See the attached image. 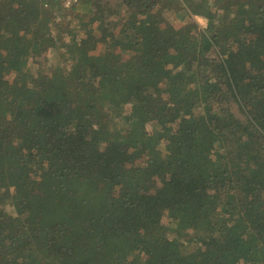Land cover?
Here are the masks:
<instances>
[{
	"label": "trees",
	"instance_id": "16d2710c",
	"mask_svg": "<svg viewBox=\"0 0 264 264\" xmlns=\"http://www.w3.org/2000/svg\"><path fill=\"white\" fill-rule=\"evenodd\" d=\"M44 1L0 0V179L34 177L0 185L24 220L0 221V264H264V0H79L56 38ZM172 4L207 25L190 15L170 36Z\"/></svg>",
	"mask_w": 264,
	"mask_h": 264
},
{
	"label": "rangeland",
	"instance_id": "374dc122",
	"mask_svg": "<svg viewBox=\"0 0 264 264\" xmlns=\"http://www.w3.org/2000/svg\"><path fill=\"white\" fill-rule=\"evenodd\" d=\"M54 1L55 0H49L48 1L49 2V6H47V8H48V10H47V17H48V20L50 21L48 23L50 25H53L55 27V24L56 23L65 22L66 21L67 18L65 16V13H63L62 15H61V13H62L63 10H67V9L64 6L62 7V3L61 2L56 3ZM177 1L180 2V3L182 2V0H177ZM213 1L214 0H211V2H213ZM115 2H116V0L115 1L114 0L112 1V3H115ZM0 7H1V5H0ZM168 8H169L168 6H165V11H164V15H163L162 19H163V21L165 23H167L168 25L171 26L170 36H172L173 33L175 32V30H177L183 23H185L186 21H188L190 19V15H192L193 16L192 18L196 19L200 23L201 26L205 27L207 25V19L205 17L200 16L199 14H192V13H190V9H187V6L186 5L175 6V5L172 4L170 6V9L169 10H168ZM56 16H58V18ZM93 20L95 21V18ZM55 21H56V23H54ZM61 32H63V28L62 27H55V33H52V36H54V38H56L57 36L59 37V35H60L59 33H61ZM101 49H102V46H101V42L99 41L92 48V51H94L95 53H99L101 51ZM114 51H115V53H117V56H113L112 57V62L113 63H116V62H118L121 59V53L123 52V50L121 48H119V46H118V47H115ZM46 57H48V58L50 57L49 60H47ZM58 59H59V53H52V51H49L48 54H46V56L43 55L41 57V60L43 61V63H45V65H48V66H50V63H56L58 61ZM34 61H36V59ZM254 68H255V66H253V65H247V66H245L243 68V71L246 72L248 74V76L249 77H252V79H253V78H255L254 77V73L256 71L255 70L254 73H252V70ZM5 78L8 81H10V82H15L16 81L15 78H10L9 75H5ZM66 81H67V83H68L69 86H71L72 88H74V87H76L79 84L80 76L68 74L66 76ZM124 110L126 111V115H129L128 116V118H129L130 117V114H132V113H134L136 111V108L135 107H132L130 105H126V107L124 108ZM180 121L181 120H178V117L176 115L171 119V122H172L173 126L175 127V131L177 130L178 126L179 127H182V125L179 124ZM153 128H155V127H153V125H152L151 122H148V124H146V130L148 132L154 131ZM107 131H109L110 133L116 132V130L114 128H109V126H107L106 128H101L100 129L98 125L95 126L91 130V132H93V134L96 135V136H98V137H103V135L106 136ZM122 138H124V136ZM129 140H130V134L128 135V138H127V141H129ZM13 143L15 145H17V143L14 142L12 139H9L8 142H7V144H9L11 146H13ZM13 147H16V146H13ZM0 149H4V146L0 147ZM142 151H143L142 149H138L137 151L134 149L132 151L134 154L138 155L137 162H139V163L144 158V155H142V156L140 155V154H143ZM0 153H2V152H0ZM11 154H12V151H10L9 148L3 150V154L0 156V164L2 165L1 166V169L3 168V165L6 162V157H8V155H11ZM80 168H84V167H80ZM1 169H0V171H1ZM78 170L79 169H77L75 171H78ZM72 171L75 172L74 170H72ZM21 177L24 179L23 176H19V174H17L16 172H11L6 177L0 179V185H6L7 186L8 183L9 184L12 183L14 185H19L23 181V180L20 181V178ZM76 179L77 178H75L74 176H69V178H66V179L61 180L62 187H64V188L66 186L71 187L72 188V192L75 194V189H74V186H72V185H73L74 181L76 183V181H77ZM24 180H26L28 183L31 184L34 181V177L33 176H28V178H26ZM156 182H157V184L159 186H161L160 185L161 182L159 181V177H157ZM143 185H145V184H143ZM14 188H15V186L14 187H11V189H14ZM7 190H8V188L7 189H4V188L1 189L0 188V205L3 206V211H2V214L0 216V221L9 219V222L10 223H9L8 226H10V224L14 223L16 226L24 227V220L21 217H18V214L15 211H13V209H12V206H13L12 205V202L5 200L7 198L6 197L7 196ZM45 191L46 190H43V193H42V191L39 192V189L38 190L37 189L31 190L30 191V198H29L30 200L29 201H31L32 200L31 198H33V197H34L33 199L40 200V197H37V194L38 195H41L42 194V196H43L45 194ZM100 191L103 193L102 189ZM114 191H116V190H114ZM10 192L13 193L12 191H10ZM205 192L206 191L204 190L203 191V194H205ZM118 193H119V191L116 192V194H118ZM46 195H48V193H46ZM50 196H51V193L49 194V197ZM20 201H21L20 204H16V207L17 208H19V207H21L23 205L22 200H20ZM94 205H96L97 207H99L101 209L104 208L103 203L100 200L95 201ZM29 207L35 208L36 207V204L30 205ZM38 209H43V207L42 206H39ZM38 209H37V213H38V219H39V226H44L45 227L46 225H45L44 221H47V218L49 220V217L51 216L52 213H49L48 211H45V212H43L41 214L40 210H38ZM165 221H166V217H164L162 219V222L165 223ZM164 227L167 229V231H169L168 225H166ZM18 236H19L18 237V239H19L18 244H24V242L26 241L27 237L23 236V233H20ZM1 240L6 241L5 236L2 237ZM129 240H130L129 238H126L124 241H121L122 243L116 245L117 243H119V242H117L116 244H114L115 245V249L116 248H120L121 249L123 247H126L127 246L126 243L129 242ZM13 242L14 243H17L15 240H13ZM34 242H35L36 246H35V248L33 247V249H36V251L38 252L39 249H40V245H42V242L40 240H36V239H34ZM40 253L41 252H38V253L34 254L33 257H37ZM42 253H44V252H42ZM66 253H68L67 254L68 257H70V255H71V257H73L76 254L74 248H70V255H69V252L68 251ZM123 253L126 255L128 253V249L126 248L123 251ZM136 255H137V252H134V254L127 255V261H130V260L135 259V256ZM116 256H117L116 254L111 255V259L112 260L109 263H108V261H109V257H108V259L106 261V264L107 263L108 264H116V262H114V258ZM103 257L106 258V256H103ZM239 259L240 258L237 255L235 257L236 262H238ZM71 260L73 261L74 259H71ZM50 263H51V260H50ZM102 263H103V261H101V264Z\"/></svg>",
	"mask_w": 264,
	"mask_h": 264
},
{
	"label": "built area",
	"instance_id": "2783aa9c",
	"mask_svg": "<svg viewBox=\"0 0 264 264\" xmlns=\"http://www.w3.org/2000/svg\"><path fill=\"white\" fill-rule=\"evenodd\" d=\"M49 0H45L44 4L45 6H49ZM58 2H61L62 3V6L66 7V8H69L71 5L75 4L77 1L79 0H57Z\"/></svg>",
	"mask_w": 264,
	"mask_h": 264
}]
</instances>
